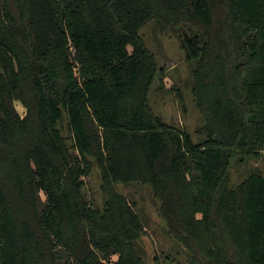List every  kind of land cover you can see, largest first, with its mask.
Returning a JSON list of instances; mask_svg holds the SVG:
<instances>
[{
    "label": "trees",
    "instance_id": "16d2710c",
    "mask_svg": "<svg viewBox=\"0 0 264 264\" xmlns=\"http://www.w3.org/2000/svg\"><path fill=\"white\" fill-rule=\"evenodd\" d=\"M153 20L191 31L198 142L149 105ZM238 155H264V0H0V264H145L117 183L151 187L187 264H264V175L230 188Z\"/></svg>",
    "mask_w": 264,
    "mask_h": 264
},
{
    "label": "rangeland",
    "instance_id": "374dc122",
    "mask_svg": "<svg viewBox=\"0 0 264 264\" xmlns=\"http://www.w3.org/2000/svg\"><path fill=\"white\" fill-rule=\"evenodd\" d=\"M186 26H164L158 21L148 22L139 32L145 47L153 54L157 64V76L151 85L148 101L157 116L168 126L189 133L194 142L203 139L197 130L204 125V119L196 108L192 96V71L194 63L188 61L182 48L183 35H190ZM15 107L20 116L25 109L19 102ZM62 133L68 136L66 120L61 125ZM234 157L229 166L230 188L238 186L253 170L264 175V155L259 158ZM84 195L94 205H100L103 198L100 191V175L96 167L83 178ZM121 194L139 217L144 233L137 243L145 264H187L186 249L167 232L166 222L160 215V201L155 198L149 185L139 183L115 184ZM117 256L111 258L114 262Z\"/></svg>",
    "mask_w": 264,
    "mask_h": 264
}]
</instances>
